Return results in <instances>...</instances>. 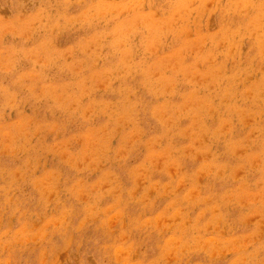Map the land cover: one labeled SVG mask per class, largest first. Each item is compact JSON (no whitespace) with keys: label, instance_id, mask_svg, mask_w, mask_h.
<instances>
[{"label":"rangeland","instance_id":"rangeland-1","mask_svg":"<svg viewBox=\"0 0 264 264\" xmlns=\"http://www.w3.org/2000/svg\"><path fill=\"white\" fill-rule=\"evenodd\" d=\"M0 264H264V0H0Z\"/></svg>","mask_w":264,"mask_h":264}]
</instances>
